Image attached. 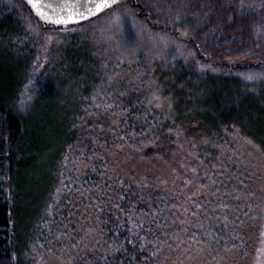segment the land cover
<instances>
[{
  "label": "trees",
  "instance_id": "trees-1",
  "mask_svg": "<svg viewBox=\"0 0 264 264\" xmlns=\"http://www.w3.org/2000/svg\"><path fill=\"white\" fill-rule=\"evenodd\" d=\"M263 245L264 0H120L73 26L0 0V264Z\"/></svg>",
  "mask_w": 264,
  "mask_h": 264
},
{
  "label": "snow or ice",
  "instance_id": "snow-or-ice-1",
  "mask_svg": "<svg viewBox=\"0 0 264 264\" xmlns=\"http://www.w3.org/2000/svg\"><path fill=\"white\" fill-rule=\"evenodd\" d=\"M29 3L36 10L37 15L46 21L56 25H69L78 23L81 19H87L111 8L116 0H89L87 4H80L79 0L54 8L46 0H29ZM252 79L251 76L247 77Z\"/></svg>",
  "mask_w": 264,
  "mask_h": 264
},
{
  "label": "water",
  "instance_id": "water-1",
  "mask_svg": "<svg viewBox=\"0 0 264 264\" xmlns=\"http://www.w3.org/2000/svg\"><path fill=\"white\" fill-rule=\"evenodd\" d=\"M25 1L28 3V5L31 7V9H32L33 12L35 13L36 17H37L41 22L45 23V24L48 25V26H50V25H56V24H53V23H51V22H49V21L44 20V19L41 18L39 15H37L36 10H35V9L32 7V5L29 3V0H25ZM119 1H120V0H116V3L113 4V6H115ZM46 2L52 4L54 8H59L60 6H63V5H65V4H69V3L74 2V0H46ZM88 2H89V0H79V3H80V4H87ZM113 6H112V7H113ZM108 9H110V8H108ZM108 9H105L103 12L98 13V14L95 15V16H91V17H89V18H87V19H81V20H79L78 23H71V24H69V25H67V26L78 25V24H81V23L87 22V21H89V20H92V19L98 17L99 15H101L102 13L106 12ZM56 26H65V25H56Z\"/></svg>",
  "mask_w": 264,
  "mask_h": 264
},
{
  "label": "rangeland",
  "instance_id": "rangeland-1",
  "mask_svg": "<svg viewBox=\"0 0 264 264\" xmlns=\"http://www.w3.org/2000/svg\"><path fill=\"white\" fill-rule=\"evenodd\" d=\"M51 36H52V34H51ZM48 49L50 50V41L48 42ZM255 264H264V245L262 246V248L259 252V256L256 259Z\"/></svg>",
  "mask_w": 264,
  "mask_h": 264
}]
</instances>
